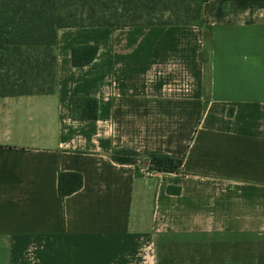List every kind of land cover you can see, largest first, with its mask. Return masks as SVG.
<instances>
[{
	"label": "crops",
	"instance_id": "0c3cea01",
	"mask_svg": "<svg viewBox=\"0 0 264 264\" xmlns=\"http://www.w3.org/2000/svg\"><path fill=\"white\" fill-rule=\"evenodd\" d=\"M74 44L94 59L73 66ZM55 54L53 93L0 97V264H264V0L59 28ZM75 96L95 119L72 117ZM150 154L180 171L137 172ZM67 172L82 185L61 196Z\"/></svg>",
	"mask_w": 264,
	"mask_h": 264
},
{
	"label": "trees",
	"instance_id": "16d2710c",
	"mask_svg": "<svg viewBox=\"0 0 264 264\" xmlns=\"http://www.w3.org/2000/svg\"><path fill=\"white\" fill-rule=\"evenodd\" d=\"M206 0H0V97L53 93L56 88L57 30L66 27L187 25L198 23ZM96 44H74L71 63H90ZM95 98L75 96L72 117L95 119ZM139 154L115 149L112 159L136 164ZM182 159L150 154L154 172H178ZM138 172V168L136 167ZM82 185L80 173H59L58 193L68 195Z\"/></svg>",
	"mask_w": 264,
	"mask_h": 264
},
{
	"label": "built area",
	"instance_id": "2783aa9c",
	"mask_svg": "<svg viewBox=\"0 0 264 264\" xmlns=\"http://www.w3.org/2000/svg\"><path fill=\"white\" fill-rule=\"evenodd\" d=\"M137 168H138L139 173L146 175V176H152L155 173L153 170L149 168L148 162L145 165L138 164Z\"/></svg>",
	"mask_w": 264,
	"mask_h": 264
}]
</instances>
